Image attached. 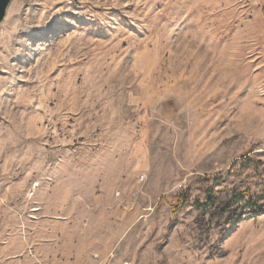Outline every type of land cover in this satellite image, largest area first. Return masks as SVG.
I'll list each match as a JSON object with an SVG mask.
<instances>
[{
	"label": "rangeland",
	"instance_id": "1",
	"mask_svg": "<svg viewBox=\"0 0 264 264\" xmlns=\"http://www.w3.org/2000/svg\"><path fill=\"white\" fill-rule=\"evenodd\" d=\"M0 35V264H264V0H12Z\"/></svg>",
	"mask_w": 264,
	"mask_h": 264
},
{
	"label": "water",
	"instance_id": "2",
	"mask_svg": "<svg viewBox=\"0 0 264 264\" xmlns=\"http://www.w3.org/2000/svg\"><path fill=\"white\" fill-rule=\"evenodd\" d=\"M12 0H0V23L5 19Z\"/></svg>",
	"mask_w": 264,
	"mask_h": 264
},
{
	"label": "trees",
	"instance_id": "3",
	"mask_svg": "<svg viewBox=\"0 0 264 264\" xmlns=\"http://www.w3.org/2000/svg\"><path fill=\"white\" fill-rule=\"evenodd\" d=\"M239 200H245V197H242L241 199H240V197H236L235 200L233 199L232 201H234V203H237V202H239ZM248 205L251 207L256 206V201L253 199H249Z\"/></svg>",
	"mask_w": 264,
	"mask_h": 264
},
{
	"label": "built area",
	"instance_id": "4",
	"mask_svg": "<svg viewBox=\"0 0 264 264\" xmlns=\"http://www.w3.org/2000/svg\"><path fill=\"white\" fill-rule=\"evenodd\" d=\"M36 186H38V185H36Z\"/></svg>",
	"mask_w": 264,
	"mask_h": 264
},
{
	"label": "bare ground",
	"instance_id": "5",
	"mask_svg": "<svg viewBox=\"0 0 264 264\" xmlns=\"http://www.w3.org/2000/svg\"><path fill=\"white\" fill-rule=\"evenodd\" d=\"M1 36V35H0Z\"/></svg>",
	"mask_w": 264,
	"mask_h": 264
}]
</instances>
